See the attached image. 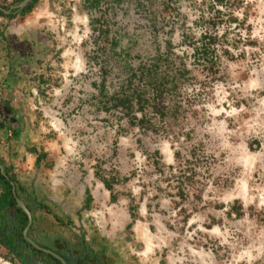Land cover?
Returning a JSON list of instances; mask_svg holds the SVG:
<instances>
[{
    "label": "rangeland",
    "instance_id": "rangeland-1",
    "mask_svg": "<svg viewBox=\"0 0 264 264\" xmlns=\"http://www.w3.org/2000/svg\"><path fill=\"white\" fill-rule=\"evenodd\" d=\"M63 1L42 0L38 8ZM68 1L61 11L72 20L79 0ZM147 1L144 9L140 0H110L94 23L79 5L81 16L89 15L83 43L72 46L86 63L80 76L70 58H61L69 48L61 30L49 42L37 67L58 84L31 113L37 131L42 123L50 131L34 137L53 163L47 172L67 175L74 188L90 187L91 212L101 213L109 230L118 227L112 244L123 264H264V0H226L224 7ZM217 11L220 26L212 24L208 35L222 41L209 70L195 65L193 48L206 33L203 21ZM116 38L123 41L117 53L104 46ZM157 39L173 42L168 66L188 74L177 90L169 87L165 117L148 111L147 129L132 124L140 112L116 109L96 85L105 79L112 94L128 89L124 51L137 68L155 57ZM50 112L62 130L51 129Z\"/></svg>",
    "mask_w": 264,
    "mask_h": 264
},
{
    "label": "flooded vegetation",
    "instance_id": "flooded-vegetation-1",
    "mask_svg": "<svg viewBox=\"0 0 264 264\" xmlns=\"http://www.w3.org/2000/svg\"><path fill=\"white\" fill-rule=\"evenodd\" d=\"M26 1L0 0V14H2L0 15V150L6 147L10 151L9 159L5 157L3 160L0 157V165L4 166L5 173L1 170L0 172L11 185L12 183L16 185L17 191L16 195L13 192L16 198L15 208L7 207L5 204L4 208H0V251H5V254L0 257L2 259L0 264H123L124 261L112 244L118 227L112 225L114 231L109 230L108 225H101L99 221L101 213L91 212L96 199L90 187L89 189L74 188L68 181L67 175L64 174L63 179H60V172L48 173L49 166L53 163L48 160L47 153H40L37 140L34 138L49 134L50 131L41 129L43 123H40L39 131H37V121L32 119L31 113L37 111L36 105L43 104L45 97L41 94L46 95L49 90L53 91L54 86L58 84L53 75L50 79L46 75L43 77L41 73L44 75L47 71H44L45 68L40 71L37 66L43 62L46 49L50 47L49 42L52 39L55 43L57 42L59 37L57 33L60 31L57 28L58 14H62L61 10L66 9L70 1L65 0L62 6H55L53 9L47 3L41 4L38 8L42 1L40 0L30 13L24 15L36 0L22 8ZM109 1L101 0L99 6L94 8L93 3H89L88 0H79V5L88 11L94 23L97 20L95 15L97 11ZM140 1L144 9L151 4L147 0ZM149 1L154 2V0ZM226 4L227 2L221 7ZM47 7L50 12L44 11ZM211 16L213 17L212 14ZM212 17L203 18L205 32L211 26L205 23L211 21ZM18 22L20 25L17 28L15 24ZM37 24L41 29L37 28ZM122 42L120 38H116L104 46H107L109 51L117 53ZM163 44L157 39L155 57H152L151 62L140 59L141 63L137 68L130 61V53L127 54L124 51L123 60L129 72L127 84L129 81L136 80L133 79V74L139 73L138 77L141 76L140 69H143L141 66H145V70L151 68L160 53L165 57L171 55L173 42ZM61 58L64 59V56ZM39 72H41L40 75ZM104 85L105 94L103 95ZM96 88L101 99L111 104L113 95L123 92V87L115 90L113 94L109 92L108 82L105 79L97 84ZM24 103L26 104L25 113L30 119L28 121L24 117ZM120 109L123 110V108L118 110ZM50 127L52 130L55 129L53 124ZM33 150H37V154L32 152ZM20 157H23L19 163L21 165L31 160V164L28 163V165L32 168L28 166V169L24 170L26 186L21 183L16 173L17 161ZM38 157H42L40 165H38ZM12 177H15L17 183L11 181ZM2 195L3 190L0 187V197ZM17 199L25 202L32 213L33 224L28 239L38 247L29 243L25 237L29 217L18 207ZM22 212L28 218L26 227H23ZM21 230L23 237L19 240Z\"/></svg>",
    "mask_w": 264,
    "mask_h": 264
},
{
    "label": "trees",
    "instance_id": "trees-1",
    "mask_svg": "<svg viewBox=\"0 0 264 264\" xmlns=\"http://www.w3.org/2000/svg\"><path fill=\"white\" fill-rule=\"evenodd\" d=\"M100 1L101 0H88L89 3H93V8L99 6ZM225 1L226 0H213V3L216 6H223L225 4ZM39 2L40 0H36L30 9L25 11L26 13H24V15L30 13L33 8H35L39 4ZM231 21L234 22L236 21V19H233L232 17ZM220 22V11H217L215 12V15L212 17L211 21H208L205 24L207 26H210L212 24L217 26L220 24ZM186 40L188 39L186 38ZM220 41H222L221 38H219L218 36L208 35V31H206L205 35L195 43L193 48L195 65H199L204 62L203 64L205 69L207 68L209 70H213L218 61V59L215 60V57L217 58V56H215V48ZM226 54L229 55L230 53L226 51ZM155 59V64L151 68L145 70V66H141V68L143 69H140V77H138L139 73L133 74L132 72V77L136 80L129 81L128 89L125 90V88H122L123 92L114 94L111 99L116 109L123 108L130 112L129 115H131V113H134L135 111L140 112L141 118H139L138 116H134V122L132 124L134 126L137 125L147 129L153 128L151 125V120H149L148 111L165 117V110H167V108L165 107L164 102L167 93L170 91V89L177 90L178 84L180 83V81H178L179 77H184L188 74L187 69L174 70L168 66V62L171 60L170 55L165 57L160 53ZM164 66L165 69L163 70L162 67ZM171 86L173 89H169V87ZM102 94H105V85L102 87ZM32 152H35L37 154V150H33ZM41 162L42 157H38V165H40ZM11 181L17 183L15 177H12ZM104 183L109 190H112V186L106 180L104 181ZM0 187L3 190V195L0 197V208H4V204L7 207L15 208L16 198L13 194V187L10 181L6 177H4L1 172ZM113 200H116L115 197ZM21 219L23 222V227H26V225L28 224V218L27 215H25L23 212L21 214ZM22 237L23 234L21 230L19 240H22Z\"/></svg>",
    "mask_w": 264,
    "mask_h": 264
},
{
    "label": "built area",
    "instance_id": "built-area-1",
    "mask_svg": "<svg viewBox=\"0 0 264 264\" xmlns=\"http://www.w3.org/2000/svg\"><path fill=\"white\" fill-rule=\"evenodd\" d=\"M72 11L74 13V17L72 20H70L66 15L58 14V20H57V28L61 30L63 33V44L68 45V49L63 54L64 58L68 57L70 58L71 62V68L72 70L77 74V76H80L81 74H84L86 72V63L83 58V53L80 49H73L72 46L74 44L82 43L83 38H80L81 31H82V24H87L89 21V15L85 14L84 16H81L79 11V1L75 2L72 8ZM55 14V13H54ZM89 35V29H86V36ZM219 37V36H218ZM72 38V43L67 41V39ZM80 38V39H79ZM220 38V37H219ZM70 44H69V43ZM73 57V59H72ZM70 82L66 81L65 86L63 88V92L65 95H67L69 88H70ZM62 94H59L58 98H60ZM42 106V105H41ZM48 115V114H47ZM138 117H140L138 115ZM49 118L51 121H53L54 128L59 131L58 123L63 124V122L53 114V112H50ZM64 125V124H63Z\"/></svg>",
    "mask_w": 264,
    "mask_h": 264
},
{
    "label": "crops",
    "instance_id": "crops-1",
    "mask_svg": "<svg viewBox=\"0 0 264 264\" xmlns=\"http://www.w3.org/2000/svg\"><path fill=\"white\" fill-rule=\"evenodd\" d=\"M30 101V100H29ZM28 101V103H30ZM23 107H24V109H23V112H24V117H25V120H30L29 118H28V114L27 113H25V108H26V104L24 103V105H23ZM23 114L21 113V116H22ZM1 149V148H0ZM19 149V148H18ZM22 150V149H21ZM21 152H23V151H21ZM21 152H20V154H21ZM0 157L4 160V158L6 157V158H10V151L8 150V148H6V147H3L2 148V150H0ZM24 157V156H23ZM22 157V158H23ZM21 157H20V159L17 161L18 163H17V166H18V168L16 169V173H17V177H18V179H20V181H21V183L24 185V186H26L25 185V171L24 170H26V169H28V166L31 164V160L29 161V160H27V162L29 163V165H28V163H25V164H19L20 162H21V159H22ZM32 162H33V159H32ZM26 165V166H25ZM30 167V166H29ZM30 168H32V166L30 167ZM5 254V251L4 250H1L0 251V257H2V255H4ZM2 262V259H0V263Z\"/></svg>",
    "mask_w": 264,
    "mask_h": 264
},
{
    "label": "water",
    "instance_id": "water-1",
    "mask_svg": "<svg viewBox=\"0 0 264 264\" xmlns=\"http://www.w3.org/2000/svg\"><path fill=\"white\" fill-rule=\"evenodd\" d=\"M33 0H27L25 2V4L22 5V8L28 6V4L30 2H32ZM1 10V9H0ZM0 170L5 173V168L3 165H0ZM12 187H13V192L14 194L16 195L17 194V191H16V185L14 183H12ZM17 203H18V207L21 208L29 217V226L27 227L26 231H25V237L27 239V241L33 245L36 246L35 243H33L30 239H28V234H29V231L32 227V224H33V216H32V213L30 212V210L28 209V207L26 206L25 202H23L21 199H17ZM38 247V246H36ZM56 256V255H55ZM58 257V256H56ZM59 258V257H58ZM60 259V258H59ZM62 260V259H61ZM64 262V260H62ZM65 263V262H64Z\"/></svg>",
    "mask_w": 264,
    "mask_h": 264
},
{
    "label": "bare ground",
    "instance_id": "bare-ground-1",
    "mask_svg": "<svg viewBox=\"0 0 264 264\" xmlns=\"http://www.w3.org/2000/svg\"><path fill=\"white\" fill-rule=\"evenodd\" d=\"M51 20V19H50ZM83 43V42H82ZM81 46V45H80ZM70 71V70H69ZM68 71V72H69ZM70 74V73H69ZM53 124V123H52ZM59 130H62L64 128V125L61 124V123H58V127H57Z\"/></svg>",
    "mask_w": 264,
    "mask_h": 264
}]
</instances>
